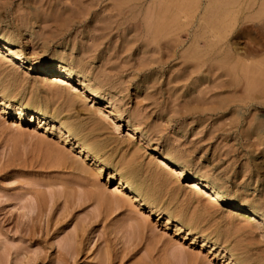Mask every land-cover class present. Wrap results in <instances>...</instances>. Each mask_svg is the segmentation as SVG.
Listing matches in <instances>:
<instances>
[{
	"label": "rangeland",
	"instance_id": "1",
	"mask_svg": "<svg viewBox=\"0 0 264 264\" xmlns=\"http://www.w3.org/2000/svg\"><path fill=\"white\" fill-rule=\"evenodd\" d=\"M161 1L0 0V39L24 61L0 47V264H264V222L243 215L264 216V0H163L158 39L144 15ZM253 46L235 75L223 53ZM59 62L70 78L42 69Z\"/></svg>",
	"mask_w": 264,
	"mask_h": 264
},
{
	"label": "bare ground",
	"instance_id": "2",
	"mask_svg": "<svg viewBox=\"0 0 264 264\" xmlns=\"http://www.w3.org/2000/svg\"><path fill=\"white\" fill-rule=\"evenodd\" d=\"M163 1V0H162ZM161 1V2H162ZM166 1H169V0H166ZM166 1L165 2H162L161 4L159 3V4H157L155 7L154 6H152V7H154V8H152V9H150V11L148 12H146V15H144L145 16V18L149 21V26H148V30H147V32L149 31V28H150V32L153 30V32H151L152 34L154 33V31H156V34L158 33V32H160L161 31V33L164 31V30H167L168 28H167V26H169V9H170V7H168V4L166 3ZM179 2L180 1H182V0H178ZM184 1V0H183ZM182 1V2H183ZM189 1V0H188ZM187 1V3H189ZM257 1V0H256ZM259 1V0H258ZM114 2L116 3V8L117 9H119V8H121V3H119V0H114ZM185 3V2H184ZM227 3V2H226ZM256 3V2H255ZM264 3H262L261 5H263ZM137 6H140V4L138 5V4H136ZM136 5H135V7L134 8H136ZM180 5V4H179ZM184 5V4H183ZM218 5V4H217ZM223 5V4H222ZM250 5V4H249ZM248 5V6H249ZM251 5H254V4H252L251 3ZM256 5V4H255ZM170 6H171V4H170ZM187 6V5H186ZM147 7V6H146ZM182 7V6H181ZM184 7V6H183ZM189 7V6H188ZM194 7V6H193ZM250 7V6H249ZM253 7V6H252ZM264 7V6H263ZM263 7L261 6L260 8H258L259 9V12H262L260 9H263ZM179 7H177V9H178ZM185 8V7H184ZM192 8V7H191ZM217 8V7H216ZM183 9V8H182ZM185 9H188V8H185ZM147 10V9H146ZM264 10V9H263ZM179 11H182V10H179ZM183 11H185V10H183ZM230 11V10H229ZM213 12V11H212ZM215 12V11H214ZM228 12V11H227ZM264 12V11H263ZM255 13V12H254ZM177 14V13H176ZM141 15V14H140ZM193 15V14H192ZM191 15V16H192ZM226 15V14H225ZM175 16V15H174ZM189 16V15H188ZM242 16V15H241ZM252 16V15H251ZM225 17V16H224ZM224 17H221V18H224ZM186 18V17H185ZM232 18V17H231ZM251 18V17H250ZM144 19V18H143ZM171 19V18H170ZM173 19V18H172ZM253 19H255V18H252V21H254ZM257 19H259V18H257V16H256V19H255V21L257 20ZM223 20V19H222ZM242 20V19H241ZM240 20V21H241ZM250 20V19H249ZM170 21H174V20H170ZM177 21V20H176ZM176 21H174V22H176ZM228 21V20H227ZM259 21H261V19L259 20ZM217 22H219V21H217ZM243 22V21H242ZM249 22V21H248ZM225 23H227V22H225ZM225 23H223V24H225ZM252 23V22H251ZM168 24V25H167ZM170 24H171V22H170ZM241 24V23H240ZM258 24V23H257ZM262 24V23H261ZM264 24V23H263ZM262 24V25H263ZM214 25V24H213ZM227 25V24H226ZM225 25V26H226ZM241 25H244V24H241ZM240 25V26H241ZM215 26V25H214ZM222 26V25H221ZM232 26V25H231ZM231 26H230V28L229 29H231ZM238 26V25H237ZM259 26H260V22H259ZM173 27V26H172ZM211 27H212V25H211ZM227 27V26H226ZM234 27V26H233ZM232 27V28H233ZM263 27H264V25H263ZM213 28V27H212ZM212 28H210V29H212ZM219 28V27H218ZM224 28V27H223ZM237 28V27H236ZM241 28H242V26H241ZM255 28V27H254ZM257 28V27H256ZM261 28V27H260ZM209 29V30H210ZM224 29H228V28H224ZM223 29V30H224ZM243 29V28H242ZM251 29V28H250ZM170 30H171V28H170ZM218 30V29H217ZM246 30V28L244 29V31ZM247 30H249V28L247 27ZM255 29H253V31H254ZM257 30V29H256ZM255 30V31H256ZM216 31V30H215ZM219 31V30H218ZM230 31V30H229ZM233 31V30H232ZM235 31V30H234ZM239 31V30H238ZM242 31V30H241ZM240 31V32H241ZM259 31V30H258ZM149 32V33H150ZM166 32H169V30H167ZM165 32V33H166ZM220 32V31H219ZM243 32V31H242ZM241 32V33H242ZM251 32V31H250ZM164 33V32H163ZM215 33V32H214ZM218 33V32H217ZM227 33V32H226ZM237 33H239V32H237ZM247 33H249L248 31H247ZM254 33V32H253ZM260 33V32H259ZM151 34V35H152ZM155 33H154V36L156 37H158V39H159V36L161 35H159V34H157L156 35ZM168 34V33H167ZM219 34V33H218ZM256 34H258V33H256ZM165 35V34H164ZM163 35V36H164ZM221 35V34H220ZM153 36V37H154ZM213 36V35H212ZM219 36V35H218ZM258 36H260V35H258ZM167 37V36H166ZM222 38V37H221ZM157 39V38H156ZM161 39V38H160ZM1 40V39H0ZM3 40V39H2ZM0 41V47L1 48H4V49H6L7 50V54L6 55H9V56H13V58H15V59H19V60H21V62L23 63L24 61H23V59H21L19 56H17V55H15L14 54V52L12 51V49L9 47L10 46V44H9V42H6V41ZM261 39H257V40H255V43H261V41H260ZM238 42V41H237ZM221 43V42H220ZM222 43H224V42H222ZM221 43V44H222ZM227 44V43H226ZM228 45V44H227ZM231 45V44H230ZM258 45V44H257ZM220 46H222V45H220ZM263 46V45H262ZM216 48H218V46L216 47ZM212 49V48H211ZM219 49V48H218ZM221 49V48H220ZM219 49V50H220ZM224 49H226V47L225 48H223V50ZM194 50H195V48H194ZM215 50V49H214ZM222 50V49H221ZM230 50H232L231 51V53H230ZM3 51V50H2ZM245 52H243L242 54H240V53H238V52H235V50L233 51V48L231 49V48H228V51H226V52H228V53H223V54H226V55H224V57L225 58H227V59H234L236 62L234 63V60H233V63L234 64H232V65H230L229 66V68H230V71L231 72H233V73H235V75H236V73L238 72V70H247L248 69V66H251L252 67V65L251 64H249V62H245V61H251V59L253 58V57H255V56H257L258 54H257V49H256V47H254L253 46V48H251V49H245L244 50ZM6 52V51H5ZM191 52V51H190ZM195 52V51H194ZM198 52V51H197ZM217 52V51H216ZM216 52L215 53H213V55L214 54H216ZM240 52V51H239ZM221 53V54H222ZM18 54V53H17ZM188 54V53H187ZM190 54H195V53H190ZM199 54V53H198ZM197 54V55H198ZM3 55H4V53H3ZM216 55H218V54H216ZM1 56V55H0ZM4 57H7V56H5L4 55ZM4 57L2 56V57H0V60H2L1 58H3L4 59ZM258 57V56H257ZM225 58H223L222 60H224ZM242 59H245V61H242ZM261 59V58H260ZM5 60V59H4ZM7 60H8V58H7ZM10 60V59H9ZM229 60V61H230ZM256 60V59H255ZM254 60V62H256ZM6 61V60H5ZM5 61H3V62H5ZM10 61H12V59L10 60ZM9 61V62H10ZM260 62V61H259ZM258 62V63H259ZM14 63V62H13ZM16 63V62H15ZM14 63V64H15ZM17 64V63H16ZM249 64V65H248ZM257 64V63H256ZM1 65V64H0ZM28 65V64H27ZM258 66H257V68L258 69H264V61H262L261 60V62L259 63V64H257ZM17 66H19V65H17ZM45 66V65H44ZM15 67V66H14ZM31 67H34V64L33 63H31ZM247 67V68H246ZM257 68H256V71H257ZM15 69H17V68H15ZM43 69V71H45V72H47V73H52V72H60L61 74H63L66 78H70L71 76H72V70H71V68L70 67H66L65 65H63L62 64V62H59V64H54L53 65V67H51V68H42ZM7 72H8V70H6ZM42 71V70H41ZM242 71H240V72H242ZM248 71H250V69L248 70ZM5 72V71H4ZM239 72V73H240ZM252 72V71H251ZM261 72V71H260ZM2 73V72H1ZM233 73H231V74H233ZM75 74V73H74ZM252 74V73H251ZM254 74V73H253ZM257 74V73H256ZM258 74H260L259 72H258ZM62 75V76H63ZM241 75V74H240ZM247 75V74H246ZM61 76V75H60ZM259 76V75H258ZM87 77V76H86ZM246 77V76H245ZM60 78V77H59ZM64 78V77H63ZM63 78H61V80H59L60 82H63V81H65V80H63L62 81V79ZM253 78H255V77H253ZM257 80H258V77H257ZM264 80V79H263ZM252 81V80H251ZM256 81V80H255ZM258 84H259V82H257ZM264 83V82H263ZM63 84H67V83H63ZM84 84V83H83ZM255 85V84H254ZM253 85V86H254ZM89 86V85H88ZM252 86V85H251ZM257 86V85H256ZM259 87V86H258ZM262 87V86H261ZM88 89H89V87H87ZM77 89V88H76ZM75 89V90H76ZM92 89V88H91ZM249 89V88H248ZM256 89V88H255ZM92 91V90H91ZM96 91V90H95ZM251 91V90H250ZM252 93H254V90L252 89ZM88 92V91H87ZM256 92H258V91H256ZM264 101V100H263ZM108 103V102H107ZM110 103V102H109ZM108 103V104H109ZM21 106V105H20ZM20 106H18V108L17 109H19V115L21 116V111H22V108H20ZM69 106V105H68ZM24 108V107H23ZM26 110V109H25ZM118 113V112H117ZM117 113H116V115H117ZM30 114V113H29ZM115 114V113H114ZM31 115V114H30ZM41 117V116H40ZM107 120H110V119H108L107 118ZM62 123V122H61ZM64 123V122H63ZM62 125H65V124H62ZM67 126V125H66ZM67 131H68V136H75V134H74V132H73V129L71 130L70 128H68L67 127ZM79 144H81L80 145V148L82 149V150H85V152L87 153V155H92L94 158H97V156L99 155H97L96 153H94V151H93V149L91 148V145L89 146L88 144H86L85 143V141H81V140H79ZM56 151V150H55ZM64 153V152H63ZM63 153H61V154H63ZM84 153V152H83ZM56 154V153H55ZM57 155H59V153H57L56 154V157L57 158H59V156H61V158H63V156L62 155H59V156H57ZM65 155V154H64ZM54 156V155H53ZM91 156V157H92ZM87 157V156H86ZM61 158H59V159H61ZM159 158V157H158ZM98 160V159H97ZM58 161V160H57ZM164 160H162L161 161V163L163 162ZM167 161V160H166ZM180 162V161H179ZM178 162V163H179ZM158 163H160L159 161H158ZM157 163V164H158ZM171 164V166H174L176 169H175V171H177V173H179V175L180 176H183V177H190L189 175V172H188V168L186 167V166H184V165H179V164H176L174 161H172V160H170V159H168V164ZM163 167H165L166 166V164H161ZM103 166V165H102ZM159 167H160V165H159ZM167 167V166H166ZM164 169V168H163ZM135 170V169H134ZM167 170H168V168H167ZM172 170V169H171ZM173 171V170H172ZM157 174H158V172H157ZM159 175V174H158ZM158 175L156 176V177H154V178H156L155 180H157V177H158ZM192 176V175H191ZM160 177V176H159ZM160 179V178H159ZM166 179V178H165ZM193 180H192V182H190L189 183V187L191 188L190 190H195V192L197 191V192H199V194L200 193H202V194H204L206 197H208L209 198V200L207 199V201H210L211 200V202H213V201H217V202H224V201H226L227 199H226V197H225V195L222 193V191L212 182V181H209L210 180V178H209V180H204V179H202V178H200V177H197V176H195V177H193L192 178ZM168 181V180H167ZM133 181L129 178V177H125L124 175H121V177H120V179H119V182H118V186H116L115 187V189H116V191H121V189L122 188H124V189H128L131 193H133V195L132 196H130L128 193L126 194V193H124V194H126L127 196H129V198H134V199H137V198H139V199H141V201L144 203L145 202V200H147V193L145 194V192L143 191V189L141 188V187H139V186H136V185H134L133 186ZM120 188V189H119ZM115 189H114V191H115ZM123 190V189H122ZM129 192V193H130ZM194 195V194H193ZM151 196H152V194H151ZM194 196H196V195H194ZM190 197H191V195H190ZM97 198H98V196H97ZM99 198H100V196H99ZM188 197H186V199H187ZM197 198V197H196ZM106 199V198H105ZM109 199V198H108ZM110 199H111V197H110ZM108 200V201H110L111 203H115V202H117V203H119L120 202V200H113V201H115V202H113L112 200ZM115 199V198H114ZM116 199H119V198H116ZM122 199V198H121ZM193 199H195V198H190V200H193ZM198 199V198H197ZM100 200L103 202H108L107 201V199L106 200H103V198H100ZM99 200V201H100ZM196 200V199H195ZM187 201V200H186ZM110 202H108V203H110ZM196 202V201H195ZM211 202H210V204H211ZM117 203H115V204H117ZM192 203V202H191ZM194 203H192V205H193ZM230 204V203H229ZM145 205H146V203H145ZM212 207H214V203H212ZM217 205V204H216ZM232 205V204H231ZM234 206L233 207H235V208H238V209H240L241 208V205H239V204H233ZM206 206H208L207 204H205V208H206ZM211 205H209V208H212V207H210ZM156 207V206H155ZM193 207V206H192ZM252 207V206H251ZM138 208V207H137ZM193 208H195V207H193ZM153 209V208H152ZM157 209V208H156ZM137 210V209H136ZM206 210V209H205ZM155 211V210H154ZM257 212H258V210H257ZM257 212H256V210H253V209H251V208H243V215H252L253 217H257L258 216V218H259V220L261 221V222H264V216L261 214H257ZM233 214V213H232ZM257 215V216H256ZM238 216V215H237ZM242 217V216H241ZM255 219H257V218H255ZM257 221V220H256ZM259 221V222H260ZM137 225V224H136ZM139 225V224H138ZM137 225V226H138ZM141 226V224L139 225V227ZM139 227L138 228H136V229H139Z\"/></svg>",
	"mask_w": 264,
	"mask_h": 264
}]
</instances>
